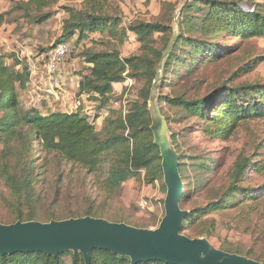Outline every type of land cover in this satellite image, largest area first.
I'll return each instance as SVG.
<instances>
[{"label":"rangeland","instance_id":"1","mask_svg":"<svg viewBox=\"0 0 264 264\" xmlns=\"http://www.w3.org/2000/svg\"><path fill=\"white\" fill-rule=\"evenodd\" d=\"M20 1L24 0H0V12H6L7 16L0 27V56L6 55V64L11 65L14 70L29 73L25 88L18 87L20 106L23 110L38 109L45 115L53 111L79 112L96 124L98 129H101L113 110H120L126 115L146 102L145 94L149 87L152 89L153 84L149 85L143 74H147L150 66L155 70L157 65L153 61V64H145L136 69L127 63L123 73L124 81L113 84V90L107 95L110 98L107 107L100 109L102 96L96 93L78 94L81 79L92 74V64L86 61L84 52L115 50L120 52L122 60L135 55L151 58L154 50L163 55V51L165 54L178 39L193 40L198 36L204 40L212 35H204L199 28L201 12L192 10L189 13L196 16L195 30L192 25L183 23L188 18L183 9L189 0H109L110 12L122 17L121 26L144 21L169 25L173 30L170 34L157 33L156 43H151L152 49L146 50H143L142 42L132 32L122 35L124 41H121L120 33L111 35L108 32H95L85 38L77 33L68 41L73 51L61 65V85L58 89L61 90V98L57 99L46 91L48 83L45 54L63 34L67 12L61 7L82 8L83 0H59L51 8L55 15L43 24L33 23L31 16L26 17L25 11L19 7ZM222 1L234 2L251 11L264 3V0ZM181 32L183 37L180 36ZM167 41L169 42L165 48ZM219 44L225 48L211 53L212 48H217ZM193 46L185 44L184 40L179 41L173 61L166 72L167 59L163 61L164 55L160 58L163 61V79L158 92V104L162 113L170 117L169 128L172 135H176L177 146H174L181 155L183 175L188 182L194 180L190 188L187 187L188 182L184 181L186 198L183 207L189 211L208 207L221 196L229 185L236 158L262 152L260 142L264 139V118L251 117L238 121L234 130L224 138L213 132H203L204 123L199 118L187 117L179 109L166 106V99L169 97H205L223 87L219 91V96H222L226 91H240L244 86H264V37L244 39L236 33L224 34L214 39L209 49L211 54L206 60L202 58L203 54L195 53L196 48ZM250 93V96H243L245 93H241L236 98L250 102L254 96L251 91ZM162 97L164 100H161ZM219 99L217 97V102ZM256 99L259 101L261 96ZM208 107L209 105L205 108ZM212 111V108L208 110V114ZM13 145L14 140L0 142V223L13 222L20 210L29 212L31 208H35L39 220L46 222L51 219L49 214H56L52 219H61L69 210L84 209L92 204L100 209L99 214L106 215L108 219L123 220L138 227H157L165 214L167 188L163 178L146 183V171L141 170L138 175L125 181L115 196L108 198L99 188L94 175L71 163L60 164L54 160L47 162L41 151L37 157H33L42 168H38L31 196H20L17 194V187L21 181L10 171L26 158L21 146L15 152L12 148L8 149ZM203 163L214 164L213 171L201 169ZM263 184L264 176L253 175L242 186L251 188L252 192L248 191L249 194H261ZM186 224L182 233L187 236L207 237L220 249L238 251L264 262V197L261 201L238 198L235 206L207 211L191 224L188 225L187 221ZM249 250L252 254H249Z\"/></svg>","mask_w":264,"mask_h":264},{"label":"trees","instance_id":"2","mask_svg":"<svg viewBox=\"0 0 264 264\" xmlns=\"http://www.w3.org/2000/svg\"><path fill=\"white\" fill-rule=\"evenodd\" d=\"M107 1L109 2V0H83L82 8L61 7L66 10L67 16L64 20L63 34L55 44L68 42L77 33L81 38H85L88 37V34L95 32H108L111 35L120 33L121 41H124L122 35H128L129 32H132L142 42L143 50H146L152 49L151 43H156L155 35L157 33L169 32L170 34L173 30L169 25L144 21L133 23L130 26H121L122 17L117 13L110 12L111 4ZM58 2L59 0H27L20 1L19 7L25 11L26 17H32L33 23L43 24L55 15L51 8ZM192 10L202 13L199 24L201 32L204 35H212L204 40L199 39L198 36L194 37L193 40H189V38L178 40H184L185 44L194 45L195 53L203 54L202 58L205 60L211 53L220 52L225 48L219 44L217 48H212L211 53L209 52L214 39L224 34L236 33L244 39L264 37V3H260L254 11H251L229 1L189 0L183 9L184 15L188 18L183 23L192 25L195 30L197 25L194 24V17L196 16L189 14ZM6 17V12H0V27L4 24ZM180 36L183 37V32ZM178 40L172 43L170 52L166 57L165 72L173 61V55L176 53L179 44ZM168 42L165 44V48ZM153 52L154 55L151 58L135 55L126 60H122L119 56L120 52L115 50L113 52H84L86 61L92 64V74L81 79L78 94H99L103 97V102L99 108L107 107V103L110 101L107 95L113 90L114 83L124 81L123 73L127 63L139 69L140 66L153 64L155 61L157 68L153 70L154 68L150 66L147 68V74H143L146 75L149 85L153 84L164 51L163 55L160 51L154 50ZM6 57L4 54L0 56V115L2 114L0 117V142L14 140V145L8 149L12 148L14 152L19 146L24 149L23 156L26 159L22 163L19 162L18 166L10 171L13 176H17L21 181L17 187L18 195L31 196L38 176V168H42V165L37 164L33 158L34 155L38 156L39 151L44 155L47 162L54 160L59 161L60 164L62 162L71 163L94 175L99 182V188L108 198L115 196L122 184L138 175L141 170L146 171V183H153L163 178L160 150L154 142V135L151 130L152 118L148 109L150 87L145 94L146 102L143 105L137 106L126 115H123L120 110H113L112 114L104 121L101 129H98L96 124L79 112L53 111L45 115L38 109L23 110L20 106L18 87L25 88L29 73L14 70L11 65L6 64ZM154 57H156L155 60ZM158 59L159 62H157ZM179 60L181 61V59ZM221 89L205 97H169L166 99V106L179 109L187 117L199 118L200 122L204 123L202 125L203 132H213L215 135L224 138H227L230 132L234 130L238 121L248 120L251 117L264 118V86H244L240 91H226L225 94L219 96ZM250 91L254 94L253 100L250 102L236 98L239 94L242 95L241 93H245L243 96H250ZM259 95L261 99L258 101L256 97ZM217 97L220 98L218 102ZM161 100H164V97ZM207 105H209L208 109L205 108ZM211 108L213 111L209 115L208 110ZM163 115L168 121L170 117L166 113ZM175 136L173 133L172 139L176 145ZM260 146L263 148L262 152L255 153L250 157L238 156L236 158L232 166L227 190L216 198L210 206L190 210V214L185 218L184 223L187 221L188 225L191 224L193 220L200 218L207 211L223 210L235 206L236 200L241 197H245L246 200L261 201L264 197V184L261 186L263 188L261 194H249L248 191L251 188L242 186V183L253 175L264 176V139L260 142ZM213 166L214 164L203 163L200 168L212 172ZM180 172L184 181L188 182V179L183 175L181 155ZM193 181H189L187 187L190 188ZM185 198L186 193L180 200L183 209ZM99 210L92 204L84 209L69 210L63 214L64 217L60 218L87 215L107 218L106 215L99 214ZM37 215L35 208H31L29 212L20 210L13 222L39 220ZM49 215L50 220H52L56 214ZM119 222H123V220ZM185 227L187 224H184L183 229ZM235 252L241 254V252ZM249 254H252V251ZM246 256L251 257V255ZM0 264H86V261L82 253L72 251L58 256L43 251H17L11 254H0ZM90 264L133 263L129 256L119 255L110 250L95 249ZM137 264L171 263L149 260Z\"/></svg>","mask_w":264,"mask_h":264},{"label":"water","instance_id":"3","mask_svg":"<svg viewBox=\"0 0 264 264\" xmlns=\"http://www.w3.org/2000/svg\"><path fill=\"white\" fill-rule=\"evenodd\" d=\"M163 61L151 89L149 105L151 130L160 150L163 179L167 188L165 214L159 225L138 227L91 215L52 219L48 222L18 220L0 223V254L43 251L58 256L72 251L82 253L86 264H90L93 251L105 249L129 256L133 264L149 260L171 264H264L246 255L220 249L207 237L194 238L182 233L184 220L190 211L180 205L184 194L180 154L174 146L168 121L158 104Z\"/></svg>","mask_w":264,"mask_h":264},{"label":"built area","instance_id":"4","mask_svg":"<svg viewBox=\"0 0 264 264\" xmlns=\"http://www.w3.org/2000/svg\"><path fill=\"white\" fill-rule=\"evenodd\" d=\"M72 53V47L69 42H61L52 45L45 54V75L48 83L46 91L49 95L57 99L61 98V90H58L60 81V70L63 61Z\"/></svg>","mask_w":264,"mask_h":264},{"label":"crops","instance_id":"5","mask_svg":"<svg viewBox=\"0 0 264 264\" xmlns=\"http://www.w3.org/2000/svg\"><path fill=\"white\" fill-rule=\"evenodd\" d=\"M24 1H27V0H24Z\"/></svg>","mask_w":264,"mask_h":264}]
</instances>
